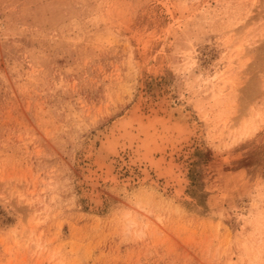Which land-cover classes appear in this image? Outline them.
Wrapping results in <instances>:
<instances>
[{"label":"rangeland","instance_id":"1","mask_svg":"<svg viewBox=\"0 0 264 264\" xmlns=\"http://www.w3.org/2000/svg\"><path fill=\"white\" fill-rule=\"evenodd\" d=\"M262 2L0 0V264H264ZM152 107L196 128L184 192L127 153L91 183L98 131Z\"/></svg>","mask_w":264,"mask_h":264},{"label":"bare ground","instance_id":"2","mask_svg":"<svg viewBox=\"0 0 264 264\" xmlns=\"http://www.w3.org/2000/svg\"><path fill=\"white\" fill-rule=\"evenodd\" d=\"M139 109L131 110L117 118L109 128L98 131L89 147V153H92L89 157L93 160L95 170L90 168L88 177L90 181L97 182L102 178L117 183L119 175L114 172L115 159L127 153L130 163L138 166L146 177L153 173L180 195L184 192L185 175L177 172L173 155L185 144H190L196 128L191 126L188 115L179 108H164L159 113L160 110L152 107L147 114ZM89 197L96 205H100L99 194L93 192Z\"/></svg>","mask_w":264,"mask_h":264},{"label":"snow or ice","instance_id":"3","mask_svg":"<svg viewBox=\"0 0 264 264\" xmlns=\"http://www.w3.org/2000/svg\"><path fill=\"white\" fill-rule=\"evenodd\" d=\"M259 8L261 10V15H264V2L259 4ZM260 74L262 77H264V57H262L261 63H260ZM261 83L264 84V80H262Z\"/></svg>","mask_w":264,"mask_h":264}]
</instances>
